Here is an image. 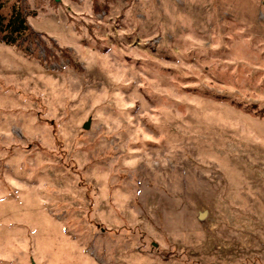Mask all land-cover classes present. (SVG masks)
I'll return each mask as SVG.
<instances>
[{
    "label": "rangeland",
    "instance_id": "1",
    "mask_svg": "<svg viewBox=\"0 0 264 264\" xmlns=\"http://www.w3.org/2000/svg\"><path fill=\"white\" fill-rule=\"evenodd\" d=\"M12 1L0 264H264V0Z\"/></svg>",
    "mask_w": 264,
    "mask_h": 264
},
{
    "label": "trees",
    "instance_id": "2",
    "mask_svg": "<svg viewBox=\"0 0 264 264\" xmlns=\"http://www.w3.org/2000/svg\"><path fill=\"white\" fill-rule=\"evenodd\" d=\"M28 35H32V31L23 4L0 0V41L6 44H20L22 38H27Z\"/></svg>",
    "mask_w": 264,
    "mask_h": 264
},
{
    "label": "water",
    "instance_id": "3",
    "mask_svg": "<svg viewBox=\"0 0 264 264\" xmlns=\"http://www.w3.org/2000/svg\"><path fill=\"white\" fill-rule=\"evenodd\" d=\"M33 264H35V263H33Z\"/></svg>",
    "mask_w": 264,
    "mask_h": 264
}]
</instances>
